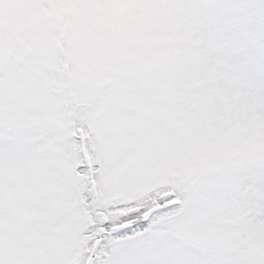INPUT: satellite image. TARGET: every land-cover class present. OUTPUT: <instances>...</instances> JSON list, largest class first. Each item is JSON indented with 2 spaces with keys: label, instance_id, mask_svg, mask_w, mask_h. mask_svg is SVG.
Wrapping results in <instances>:
<instances>
[{
  "label": "snow or ice",
  "instance_id": "obj_1",
  "mask_svg": "<svg viewBox=\"0 0 264 264\" xmlns=\"http://www.w3.org/2000/svg\"><path fill=\"white\" fill-rule=\"evenodd\" d=\"M0 264H264V0H0Z\"/></svg>",
  "mask_w": 264,
  "mask_h": 264
}]
</instances>
